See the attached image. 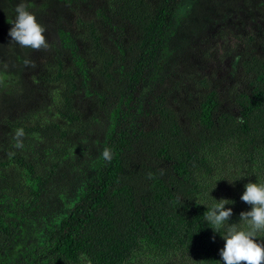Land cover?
Returning <instances> with one entry per match:
<instances>
[{"label": "trees", "instance_id": "16d2710c", "mask_svg": "<svg viewBox=\"0 0 264 264\" xmlns=\"http://www.w3.org/2000/svg\"><path fill=\"white\" fill-rule=\"evenodd\" d=\"M21 2L48 49L9 36ZM238 2L220 77L212 28ZM249 182L264 183V0H0V264H224L205 216ZM240 197L225 207L251 209Z\"/></svg>", "mask_w": 264, "mask_h": 264}, {"label": "clouds", "instance_id": "9594fccd", "mask_svg": "<svg viewBox=\"0 0 264 264\" xmlns=\"http://www.w3.org/2000/svg\"><path fill=\"white\" fill-rule=\"evenodd\" d=\"M15 11L16 17L9 31L12 40L21 47H30L37 51L48 49L46 26L38 22L35 13L29 11L28 5L24 2L19 3ZM24 64L35 67L30 60H25ZM24 136V129L18 128L14 136L15 148L23 149ZM101 155L104 161L111 162L112 149L105 147ZM240 198L251 206L250 211L240 213V222L246 227H241L240 223H229L233 210L231 207L226 208L225 205L234 201L223 198L216 200L217 202L207 211L205 219L213 225L214 232L220 233L222 228L226 229L223 236L225 244L220 250L224 264H264V239L258 238V233L264 232V183H247ZM81 260L86 261V264H92L85 254H81Z\"/></svg>", "mask_w": 264, "mask_h": 264}, {"label": "rangeland", "instance_id": "374dc122", "mask_svg": "<svg viewBox=\"0 0 264 264\" xmlns=\"http://www.w3.org/2000/svg\"><path fill=\"white\" fill-rule=\"evenodd\" d=\"M249 4L246 2H238L234 6V11L232 13V17L228 18L224 22H219L212 28V35L215 37L213 38L214 41H216L215 46H218L216 58L214 59L213 64L211 63V70L216 71V75L218 76V71H220L219 76H227L229 66L233 62V59L235 57L234 50L230 48L228 45L229 37L226 36L230 34V27H236V25L242 23L246 17L249 15ZM252 27L257 26L256 22H252ZM262 26H257L256 29H261ZM220 37V38H219ZM217 38V39H216ZM44 59L42 57L39 58V62L42 63ZM46 111V108H40L39 106L33 105L31 107L23 108L19 110L18 112H13L10 115H7L8 118L14 117L15 119H22V120H29L30 113H38L37 115L43 113ZM30 121V120H29ZM235 187L231 190L226 189V194H224L223 199L233 200L235 201V198L240 197L238 194H236ZM242 204H245L243 201ZM233 210V215L230 218L229 223H240V226L243 227V222H238V218H240V213L243 211H250L251 209L245 208V209H239L234 210L233 207H231ZM238 217V218H237ZM34 235V234H32ZM260 239V238H259ZM21 245H15L10 249V252L12 254V257L15 258L18 256L20 252ZM11 257L8 255L6 259H10Z\"/></svg>", "mask_w": 264, "mask_h": 264}]
</instances>
